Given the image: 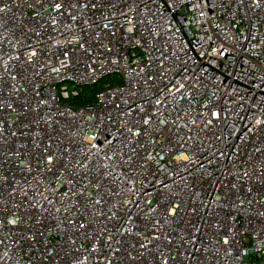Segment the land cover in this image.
Instances as JSON below:
<instances>
[{
  "label": "built area",
  "instance_id": "obj_1",
  "mask_svg": "<svg viewBox=\"0 0 264 264\" xmlns=\"http://www.w3.org/2000/svg\"><path fill=\"white\" fill-rule=\"evenodd\" d=\"M0 264H264V0H0Z\"/></svg>",
  "mask_w": 264,
  "mask_h": 264
},
{
  "label": "trees",
  "instance_id": "obj_2",
  "mask_svg": "<svg viewBox=\"0 0 264 264\" xmlns=\"http://www.w3.org/2000/svg\"><path fill=\"white\" fill-rule=\"evenodd\" d=\"M102 90V85L86 88L83 92V98L86 100H91L96 92Z\"/></svg>",
  "mask_w": 264,
  "mask_h": 264
}]
</instances>
